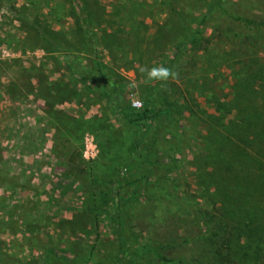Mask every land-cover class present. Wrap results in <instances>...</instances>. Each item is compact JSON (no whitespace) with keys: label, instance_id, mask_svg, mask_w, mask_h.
Segmentation results:
<instances>
[{"label":"rangeland","instance_id":"1","mask_svg":"<svg viewBox=\"0 0 264 264\" xmlns=\"http://www.w3.org/2000/svg\"><path fill=\"white\" fill-rule=\"evenodd\" d=\"M79 1L94 14L86 34L97 44L96 58L89 37L82 43L75 23L74 15H81ZM141 2L0 0V252L6 254H0V264H42L47 251L76 264H120L119 229L112 225L110 198L114 197L116 176L131 160L130 145L136 130L121 117L102 84L77 72L71 60H79L86 68L101 61L103 74L120 87L122 103L132 110L142 109L151 81L140 69L163 67L164 59L150 61L156 54L146 52L142 45L143 62L131 65L116 43L109 50L104 40L130 44L126 49L132 50L136 43L131 32L134 19L132 22L129 18L132 10L148 27L142 33L145 41L151 40L156 29H161L165 41L172 40L176 29L187 21L160 0ZM226 7L240 10L230 2ZM44 30L66 50L48 49L52 46L50 38L42 36ZM165 54L171 58L174 53L168 48ZM259 58L264 62V51ZM187 61L183 53L177 65L187 68ZM220 71L223 75L206 85L212 75L203 67L194 76L203 84L195 89L183 83L178 72L173 71L175 79H170L190 104L192 98L187 92L196 90V104L215 113L207 100L212 86L215 84L220 97L228 90V70ZM261 101L264 109V99ZM133 102L140 106L135 107ZM184 116L180 124H168L167 118L163 119L177 138L174 150L159 158L164 164L174 160L169 175L165 176L163 168L159 175L169 182L175 180L166 186L178 195L185 191L181 179L187 177L191 182L193 175L188 174L197 172L194 157L201 150L200 135L205 133L199 115ZM86 120H98V127L90 128ZM108 134L115 144L102 154L100 146ZM198 164L201 166V162ZM92 191L98 210L89 207ZM262 192H256L259 209L264 205ZM145 197L140 191L136 198L122 203L124 224L132 229L136 242L157 247L148 254L138 252L136 264H169L171 249L159 245L167 236L158 234L159 242L149 239L152 235L145 222ZM62 260H53V264H63Z\"/></svg>","mask_w":264,"mask_h":264},{"label":"trees","instance_id":"2","mask_svg":"<svg viewBox=\"0 0 264 264\" xmlns=\"http://www.w3.org/2000/svg\"><path fill=\"white\" fill-rule=\"evenodd\" d=\"M227 2L240 10L226 7ZM79 3L81 15L74 13L75 23L82 43L89 37L96 58L97 44L93 36L86 34L94 14L86 3ZM160 3L170 11H178L180 19L187 21L176 29L172 40L165 41L161 29H156L151 40L145 41L142 33L148 27L132 10L129 18L132 22L134 19L131 32L136 38L132 50L126 49L130 44L122 46L121 41L108 39L104 40L106 48L110 50L112 43H116L132 65L143 62V45L146 52L156 54L150 61L164 59L163 67L182 74L183 83L194 89L203 84L194 77L203 67L212 75L206 85L215 83L218 75H223L220 70L225 68L228 90L220 97L215 84L212 86L207 100L215 113H210L196 104V90H187L192 98L190 104L171 79L151 81L145 91L144 107L132 110L122 103L117 82L103 74L105 67L101 61L86 68L79 60H71L77 72L86 73L102 84L121 117L136 130L130 145L131 160L116 176L114 197L110 198L114 209L112 225L119 229L120 264H136L138 252L148 254L157 248L150 244L140 246L132 229L124 224L122 203L136 198L140 191L146 195L143 203L148 215L145 222L152 235L149 239L159 242L158 234L167 236L159 245L171 249L169 264H264V205L259 209L256 193L264 191V109L260 105L264 99V62L259 58L264 51V8H259L264 6V0H160ZM41 34L50 38L52 48L48 49L66 50L46 30ZM168 48L174 53L171 58L165 54ZM137 53L139 56L135 57ZM183 53L188 59L187 68L177 65ZM185 113L199 115L205 133L200 135L201 150L194 157L197 172L188 174L193 175L191 182L186 176L181 177L185 191L178 195L166 186L175 180L169 182L159 175L163 168L168 176L174 160L164 164L159 158L174 150L173 141L177 138L163 119L166 117L168 124H180ZM86 124L93 129L98 127V120H86ZM112 141L108 134L100 146L102 154L110 151L115 144ZM90 197L89 207L98 210L96 193L92 191ZM56 254L47 251L42 264L61 259L63 264H76L73 260L59 259Z\"/></svg>","mask_w":264,"mask_h":264},{"label":"clouds","instance_id":"3","mask_svg":"<svg viewBox=\"0 0 264 264\" xmlns=\"http://www.w3.org/2000/svg\"><path fill=\"white\" fill-rule=\"evenodd\" d=\"M141 72L147 73V78L149 81H160L167 82L170 78L175 79L176 74L170 69L166 67H154L151 69H146L141 67ZM135 107H139L140 105H134Z\"/></svg>","mask_w":264,"mask_h":264},{"label":"built area","instance_id":"4","mask_svg":"<svg viewBox=\"0 0 264 264\" xmlns=\"http://www.w3.org/2000/svg\"><path fill=\"white\" fill-rule=\"evenodd\" d=\"M137 104H139V105H140V103H139V102H133V105H137Z\"/></svg>","mask_w":264,"mask_h":264}]
</instances>
